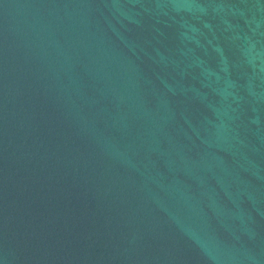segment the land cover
Listing matches in <instances>:
<instances>
[{
  "label": "water",
  "instance_id": "obj_1",
  "mask_svg": "<svg viewBox=\"0 0 264 264\" xmlns=\"http://www.w3.org/2000/svg\"><path fill=\"white\" fill-rule=\"evenodd\" d=\"M0 264H264V0H0Z\"/></svg>",
  "mask_w": 264,
  "mask_h": 264
}]
</instances>
